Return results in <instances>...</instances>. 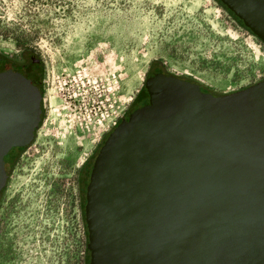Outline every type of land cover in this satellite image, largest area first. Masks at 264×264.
Returning a JSON list of instances; mask_svg holds the SVG:
<instances>
[{"label":"water","instance_id":"obj_1","mask_svg":"<svg viewBox=\"0 0 264 264\" xmlns=\"http://www.w3.org/2000/svg\"><path fill=\"white\" fill-rule=\"evenodd\" d=\"M218 1L264 44V0ZM166 72L93 158L88 264H264V76L213 95ZM41 84L37 60L0 72V191L4 156L41 121Z\"/></svg>","mask_w":264,"mask_h":264},{"label":"rangeland","instance_id":"obj_2","mask_svg":"<svg viewBox=\"0 0 264 264\" xmlns=\"http://www.w3.org/2000/svg\"><path fill=\"white\" fill-rule=\"evenodd\" d=\"M23 51L41 61L43 114L4 156L0 264H83L77 170L149 67L214 93L264 76V44L213 0H0V55Z\"/></svg>","mask_w":264,"mask_h":264},{"label":"flooded vegetation","instance_id":"obj_3","mask_svg":"<svg viewBox=\"0 0 264 264\" xmlns=\"http://www.w3.org/2000/svg\"><path fill=\"white\" fill-rule=\"evenodd\" d=\"M37 60L38 64L40 65L41 68V61L40 59L34 55L32 52L30 51H23L21 53H19L16 56H6V55H1L0 58V72H3L5 70H15V69H19L22 66H26L29 63H31V61H35ZM42 72V69H41ZM154 73H167L165 69H163L159 63L149 67L147 74L145 76V78L147 76H149L150 74H154ZM178 78H182L183 80H190L184 77H178ZM191 81V80H190ZM199 90L201 92H210L213 95H216V93H214L213 91L205 88L203 85L199 84ZM41 94L43 96V88H42V84H41ZM138 96L137 99L134 103H131L128 108L122 113V115L126 114L128 111H131L132 109L141 106L142 104H144L147 101V95L146 92L144 90V88H142V90L140 91V89L137 92ZM43 114V99L41 100V116ZM119 122V118L117 119V121H115L113 123V125L111 126V128L109 129V131L107 132V134L111 131V129ZM106 134V136H107ZM102 144V143H101ZM99 144L97 149L94 152H91L90 155L87 157V159H85L79 169L77 170V174H76V178H75V192H76V199H77V203L79 205V208L81 210V215L83 213V208L82 206L84 205V191H85V186L87 184L88 181V175H89V171L91 168V164L93 161L94 156L96 155V152L99 148V146L101 145ZM22 149V147H21ZM14 153V152H13ZM12 153V154H13ZM10 157L9 159H7L6 161L8 163H10ZM88 260H89V252H88Z\"/></svg>","mask_w":264,"mask_h":264},{"label":"trees","instance_id":"obj_4","mask_svg":"<svg viewBox=\"0 0 264 264\" xmlns=\"http://www.w3.org/2000/svg\"><path fill=\"white\" fill-rule=\"evenodd\" d=\"M213 1L216 2L218 4V6L221 7L224 11H226L229 15H231V17L236 21V23L239 27H241L243 30L247 31L249 34L253 35L246 27H244L242 22L238 18H236L223 4H221L218 0H213ZM17 149H21V147H17ZM4 161H6V160L4 159ZM81 219H82V228H83V234H84L83 264H88V250L86 247L87 231H86V227H85V223H84V217H82Z\"/></svg>","mask_w":264,"mask_h":264}]
</instances>
